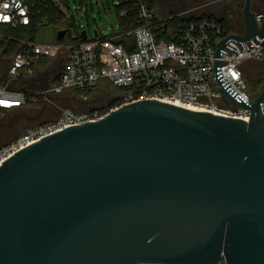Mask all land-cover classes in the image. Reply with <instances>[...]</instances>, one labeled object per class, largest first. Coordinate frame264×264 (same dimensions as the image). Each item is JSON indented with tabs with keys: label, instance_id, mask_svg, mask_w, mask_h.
Instances as JSON below:
<instances>
[{
	"label": "water",
	"instance_id": "water-1",
	"mask_svg": "<svg viewBox=\"0 0 264 264\" xmlns=\"http://www.w3.org/2000/svg\"><path fill=\"white\" fill-rule=\"evenodd\" d=\"M251 6L213 67L250 121L143 100L17 152L0 167V264H264V88L248 104L219 61L264 37Z\"/></svg>",
	"mask_w": 264,
	"mask_h": 264
},
{
	"label": "built area",
	"instance_id": "built-area-1",
	"mask_svg": "<svg viewBox=\"0 0 264 264\" xmlns=\"http://www.w3.org/2000/svg\"><path fill=\"white\" fill-rule=\"evenodd\" d=\"M38 0H0V38L21 44V49L7 62L4 81L0 83V121L10 114L29 107L46 108L54 98L75 91L81 102L91 98V91L101 82L108 81L116 88H127L117 103L110 107L89 111L60 110L52 121L33 126L24 134L0 148V167L17 152L30 147L42 138L68 127L88 122L101 121L111 112L143 100H158L182 107H193L197 111L218 116L250 121V110H241L233 105L226 106L214 77L215 53L218 43L229 36H244L240 31L226 26L216 18L204 19L200 13L185 11L181 19H195L180 28L176 42L160 39L159 33L167 32L166 20L157 14V0H118L115 7L129 6L118 13L119 25H111L110 32L97 27L98 37H89L87 27L80 25V35L87 31V39L81 43L59 45L39 44L27 38L12 37L9 32L29 29L40 11ZM45 2L46 0H42ZM71 19L72 15L60 0H51ZM87 0H85L86 2ZM92 8V6H91ZM259 28L263 26L264 9L252 10ZM133 26L125 29L127 25ZM78 35L74 34L76 39ZM129 38L123 44L117 43ZM224 47L231 56L222 53L219 58L224 78L248 103L255 102L264 86L255 92L249 89L248 76L252 71L257 78L264 63V37H255L243 44L228 40ZM65 55L59 80L47 70L40 71L42 59H56ZM57 76V75H56ZM27 83L32 89L20 92L15 85ZM264 115V104L260 105ZM222 264H225L223 262Z\"/></svg>",
	"mask_w": 264,
	"mask_h": 264
},
{
	"label": "rangeland",
	"instance_id": "rangeland-1",
	"mask_svg": "<svg viewBox=\"0 0 264 264\" xmlns=\"http://www.w3.org/2000/svg\"><path fill=\"white\" fill-rule=\"evenodd\" d=\"M117 2L118 0H115V4ZM69 3H71L69 4L70 10H68L70 16L73 14V17L75 21H77V23L89 28V37L91 38H94L97 27H102L106 25L108 26V29L105 30L104 33H109V28L111 27V25H119L118 13L113 0H87L86 2L85 0H69ZM193 9H195V7L192 5L180 3V5L173 7L172 13L169 17H166L164 15L159 16V14H157L158 17H160L162 20L167 19L166 22H168V20H172L173 18H179L177 16H181L183 12L193 11ZM200 14L202 16H211L212 18H216L221 22L223 21L226 26H231L232 29L234 28V30L240 31V26L237 22L225 21L222 19V16L212 15L210 14V12L207 11H200ZM59 27L60 26L54 27L52 25L44 23L42 26H40V28H38V31H36L35 42L39 44H56V33L57 30H59L57 29ZM25 35L27 34H25L24 31V36ZM11 36L23 38L22 34L20 33L12 34ZM67 44L68 43L59 45ZM6 48V45L0 46V53H2ZM65 59V55L62 54L59 59L50 61L48 64L44 65L45 67L42 66L43 68L40 67V71L47 70L49 68V72L53 74L54 77H56V75L60 74L61 66ZM7 64H3V66H0V82L4 81V70L6 69ZM254 80L255 78L248 76L250 90L253 88V84H255ZM62 98L63 97L54 98L52 104H49V106L46 108L22 109L18 112L10 114L9 117H6L5 119L1 120L0 134L3 137L2 140H0V147L6 146V144L20 137L29 128L52 121L57 118L60 113V110L64 109V105H66L64 104V101L61 100ZM96 98L97 97H93V100H95ZM69 105H71L70 107H73L75 110H83L80 105ZM12 135H15V137H13Z\"/></svg>",
	"mask_w": 264,
	"mask_h": 264
},
{
	"label": "trees",
	"instance_id": "trees-1",
	"mask_svg": "<svg viewBox=\"0 0 264 264\" xmlns=\"http://www.w3.org/2000/svg\"><path fill=\"white\" fill-rule=\"evenodd\" d=\"M63 2V4L66 7H69L71 3H69V0H60ZM130 7L128 6H120L117 9V13H119L123 9H129ZM37 10L40 11V14L35 17L33 21V25L26 30H20L16 32H9L10 35L12 34H22L23 38L31 39L35 41V36H36V31H38V28L42 26L44 23H47L49 25H52L54 27L60 26L59 30H57L56 33V41L58 44H64V43H81L84 42L83 37L79 34L80 32V25L75 21L73 15L71 19H68V17L52 2L51 0H46L43 2L42 0L37 1ZM93 10V9H92ZM88 14V13H87ZM204 19L206 18H212L211 16H203ZM195 19L191 18L188 20L185 19H180V18H173L172 20H168L166 22L167 25V32L164 33V29L159 33L160 39H163L167 42H176V34L178 33V30L180 28L187 26L190 22H193ZM223 23V21H222ZM224 24V23H223ZM133 26H130L129 24L125 26V29H131ZM89 30V28H87ZM24 31L25 35L24 36ZM59 31H66V35L62 40H58L57 34ZM76 34L78 37L76 39L73 38V35ZM127 40H131L129 38H122L117 43L123 44L127 42ZM6 45L7 48L0 53V66H3V64H7L6 61L9 62L14 55L20 51L21 49V44H16L12 43L10 41H7L6 39H0V46ZM61 55L56 58L59 59ZM56 59H42L39 63V69L40 67H45L44 65L48 64L50 61H54ZM64 62L61 66V72L64 67ZM42 67V68H43ZM263 70L260 71L259 76L254 80L253 88L252 90L255 92H258L263 86H264V68ZM60 72V73H61ZM59 75L55 77V82L59 80L58 78ZM4 77V76H3ZM1 83V82H0ZM249 83V82H248ZM250 84V83H249ZM14 88H16L20 92L28 93L32 88L27 85V83L20 82L18 85H15ZM129 90L127 88H116L113 84H110L108 81H103L100 83V85L92 90L91 92V98L87 102H81L78 100L77 96L75 95V91H70L67 92L65 95L61 96L63 97L61 100L64 101L65 108H70L74 111L75 110L73 107H70L71 105L69 104H77L82 107L83 110L81 111H89V110H94V109H100V108H106L110 107L113 104L117 103L119 98L123 95L126 94ZM100 94V95H99ZM93 97H97L95 100H93ZM109 98V99H107ZM29 108H35V107H29ZM80 111V112H81Z\"/></svg>",
	"mask_w": 264,
	"mask_h": 264
},
{
	"label": "flooded vegetation",
	"instance_id": "flooded-vegetation-1",
	"mask_svg": "<svg viewBox=\"0 0 264 264\" xmlns=\"http://www.w3.org/2000/svg\"><path fill=\"white\" fill-rule=\"evenodd\" d=\"M245 2L246 0H157V13L159 16L164 15L169 17L173 7L183 3L194 6L195 9L193 11L196 13L207 11L212 15L222 16V19L225 21L237 22L240 29H243L242 9L245 7ZM257 9H264V0H252L251 10ZM253 76L254 74L251 71L250 77ZM12 136L15 137V135ZM2 137L0 134V140H2Z\"/></svg>",
	"mask_w": 264,
	"mask_h": 264
},
{
	"label": "bare ground",
	"instance_id": "bare-ground-1",
	"mask_svg": "<svg viewBox=\"0 0 264 264\" xmlns=\"http://www.w3.org/2000/svg\"><path fill=\"white\" fill-rule=\"evenodd\" d=\"M186 108H189V109H191V110H197V109H195V108H193V107H186Z\"/></svg>",
	"mask_w": 264,
	"mask_h": 264
}]
</instances>
